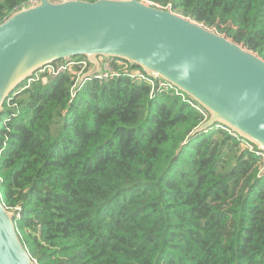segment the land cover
I'll use <instances>...</instances> for the list:
<instances>
[{
	"label": "trees",
	"instance_id": "obj_1",
	"mask_svg": "<svg viewBox=\"0 0 264 264\" xmlns=\"http://www.w3.org/2000/svg\"><path fill=\"white\" fill-rule=\"evenodd\" d=\"M30 1L0 0V22ZM145 1L264 59V0ZM85 60L43 67L0 113V198L36 263L264 264V153L197 130V102L121 59L76 86Z\"/></svg>",
	"mask_w": 264,
	"mask_h": 264
},
{
	"label": "water",
	"instance_id": "obj_2",
	"mask_svg": "<svg viewBox=\"0 0 264 264\" xmlns=\"http://www.w3.org/2000/svg\"><path fill=\"white\" fill-rule=\"evenodd\" d=\"M121 59L170 83L264 153V59L189 17L145 0H37L0 22V113L10 92L55 61ZM14 212L0 198V264H37L20 241Z\"/></svg>",
	"mask_w": 264,
	"mask_h": 264
},
{
	"label": "built area",
	"instance_id": "obj_3",
	"mask_svg": "<svg viewBox=\"0 0 264 264\" xmlns=\"http://www.w3.org/2000/svg\"><path fill=\"white\" fill-rule=\"evenodd\" d=\"M37 0H31L30 2L28 3H35ZM53 2H57V1H60V0H51ZM27 3V4H28ZM105 60L107 59H101L100 61V68H101V71L100 73H97L93 76L97 77L99 80L101 79H106L108 77H112L114 75H117V73L112 69V67L110 66V64L108 62H105ZM64 60H59V61H55V62H61L63 65H61V68H51V66H49V68H47L52 74L56 73V72H59V71H62L63 69H65L67 66H68V63H64L63 62ZM54 62V63H55ZM83 65L85 66V63L83 62ZM48 66V65H47ZM62 69V70H61ZM41 70H44V69H41ZM126 75H128L130 78H133V79H140V80H145L147 75H145L142 71L139 72V71H134V70H129V69H125L124 72H122ZM119 74V73H118ZM159 79V78H158ZM158 85L159 86H165L167 87L168 85L170 86L171 84L166 82L165 80L161 79L159 82H158ZM172 86V85H171ZM173 87V86H172ZM182 92L178 91L177 88H176V94H180ZM192 106H194L195 108L199 109L198 106H196L195 104H192ZM202 113L204 114H207L205 110H201Z\"/></svg>",
	"mask_w": 264,
	"mask_h": 264
},
{
	"label": "rangeland",
	"instance_id": "obj_4",
	"mask_svg": "<svg viewBox=\"0 0 264 264\" xmlns=\"http://www.w3.org/2000/svg\"><path fill=\"white\" fill-rule=\"evenodd\" d=\"M86 61V63H88L89 64V62L87 61V59L85 60ZM61 65H63L61 62H55L54 64H52V65H50L51 66V68H61ZM62 70V69H61ZM18 90H19V88H18ZM248 148H252L251 146L250 147H248Z\"/></svg>",
	"mask_w": 264,
	"mask_h": 264
}]
</instances>
